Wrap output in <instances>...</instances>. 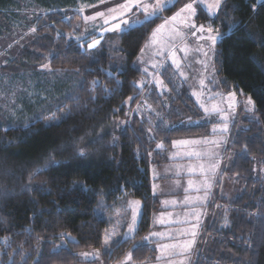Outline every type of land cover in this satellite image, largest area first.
Instances as JSON below:
<instances>
[{
  "label": "trees",
  "instance_id": "trees-1",
  "mask_svg": "<svg viewBox=\"0 0 264 264\" xmlns=\"http://www.w3.org/2000/svg\"><path fill=\"white\" fill-rule=\"evenodd\" d=\"M189 1L175 0V6L153 23L119 36L123 58L113 61L106 42L94 48L99 57H91L86 43L93 37L75 39L76 27L64 18L65 13L54 12L72 7L75 0H0V39H9L21 26L26 28L19 11L35 5L51 10L35 19L31 38L25 35L20 41L9 39L10 43L3 44L17 48L19 55L0 70L9 73L5 78L0 73L4 87L0 103L4 89L17 94L16 83L24 94L16 103L8 93L4 100L5 108L21 106L22 117L10 115L0 120V264H81L79 252L99 247L107 229L106 218L95 210L99 199L109 207L126 195L142 201L139 226L131 240L111 246L105 260L118 261L128 250L134 263L155 256V248L144 241L157 207L150 165L161 161L175 139L208 135L210 124L148 125L146 117L136 111L145 92L138 86L144 73L134 62L154 29ZM220 3L219 18L198 4L197 21L209 22L223 34L214 60L223 92L251 96L258 118L246 121L249 128L235 135L234 160L228 173L239 191L230 199L219 197L210 202L206 238L196 245L191 264H264V176L253 169L256 164L264 167V3ZM230 25L237 27L230 29ZM119 66H123V74L117 71ZM30 73L36 74V81L30 80ZM167 75V79L166 72L162 76L172 92L174 116L169 113V121L200 118L189 88L185 84L176 88L170 67ZM93 80L99 81L94 90ZM117 80L122 83L118 85ZM52 85L53 94L49 91ZM151 86L152 94L162 99L164 95ZM30 96L46 102L33 105ZM70 96L79 100L66 99ZM129 97L133 99L128 103ZM69 108L71 114L64 116ZM158 144L163 146L158 148ZM245 145L247 151L243 152ZM45 166L46 171L34 175L37 168ZM67 234L76 243L68 240ZM6 242L10 246H5ZM62 244L66 249L55 251Z\"/></svg>",
  "mask_w": 264,
  "mask_h": 264
},
{
  "label": "rangeland",
  "instance_id": "rangeland-1",
  "mask_svg": "<svg viewBox=\"0 0 264 264\" xmlns=\"http://www.w3.org/2000/svg\"><path fill=\"white\" fill-rule=\"evenodd\" d=\"M174 1L175 0H173V3ZM117 2L118 0H105L104 3H101L100 0H96L94 2L75 0L74 5L70 8H56L53 10H55L54 12L59 11L63 14L65 13L64 18L67 19L68 22H71L78 30L75 33V36L85 37L91 35L90 37L99 39L100 44L106 42V46H109L107 52H109V55L112 56V60L116 61L123 58L121 52H119V35L116 33L105 32L103 30V27H101L103 24L102 19L97 18L96 21L85 22L83 17L94 15L96 11H105L109 7H114ZM120 2H122V0H120ZM210 2H212V0H205L204 5H201L199 3L198 4L208 12L206 4ZM198 4H196L195 6L197 7ZM84 5H95V7H84V11L79 12L78 9H80ZM180 9H178L176 12H178ZM19 12L21 17H24V22H27L26 28L24 26H21V29L17 30L14 35L13 33L10 34L9 39H18L20 41L26 36L28 39L31 38L33 32H31L30 30L31 28L35 27V24L37 23L35 19H37L39 15L41 16L42 14L51 12V10H47L46 8L38 7L37 5H35L32 8H28L24 11ZM66 13H69V15L67 14L66 16ZM167 18H165V20ZM186 18L187 14L185 13L178 17L176 21L169 20V22L165 24L159 32H157L154 38L151 35L149 40L146 42V45L148 46L145 47L144 45L143 47L145 48V51L143 53H141L140 51L139 55L137 56L134 64L140 67L142 71L144 68H148V73L145 74L143 71L144 77L142 80H140L138 85L142 92H145V94L144 97H141L139 104L136 105V111L144 119L146 117L147 120H145L147 121L148 125L152 126L157 125L158 122H160V124L164 126L166 124L193 125L197 123H209V134L203 136L184 137L175 139L173 141V148L170 149L168 157L177 160L175 161V164H177L176 166L179 167L178 171L182 172L183 176L181 178L173 179L171 181V184H178V186L181 187L182 192L180 194V197L179 193L170 196V200H172L171 203H173V201H175L176 203H173V207L166 209V226H161L162 223L160 221L163 214H158L157 212H154L152 215V228L151 232H149L148 234L149 236L147 237H150V234L153 232L164 234L161 237H150V239L152 240H147L151 242L153 247L156 249L155 256L142 263H134L133 261H131L129 262V264H167L168 253H162L159 250L158 245L165 243L171 244L184 242L193 239L190 234L180 235V233L184 230H188V232L190 233V231L192 230L191 226L193 224H197V220L193 216V212L195 211L201 214L199 218V227L196 229L197 236L195 237V244L192 247L190 254L186 258H175L177 260L184 259V264H191L193 256L192 254L196 249L197 242H199L200 240L202 241L204 238H206L205 229L203 226L205 225L206 216H208V207L210 205L209 200L215 202L216 199L219 197H230L231 195L239 191V187L236 180L228 179L227 181L226 178V171L234 160L233 156L235 151L233 150L232 143L234 138H236L235 135L239 131L249 128L248 123L246 121H256L258 118L256 114V107L253 111L247 110L246 100L249 95H243L240 97L238 96V94H236L234 99H230L228 95L229 93L225 94L222 90V86L219 85V77L217 75V69L214 64L217 52L216 48L219 39L215 46L212 45L210 40L206 41L198 39L200 33L197 32L196 35H192V33L186 27ZM194 19L195 23L199 25L200 23H198L197 21V16ZM164 21L160 25L164 24ZM207 24L210 23L208 22L205 25ZM157 27L154 30H156ZM215 34L216 33H213V35ZM9 39H0V70H2L4 65L6 66L12 63V59H16V56L19 55L17 48L12 47V45H9V47H5L3 45L8 44ZM99 46L100 45H98L97 47ZM94 50L95 49L90 50L89 55L96 59L99 57L98 54L100 52H93ZM157 52L161 54L156 55ZM204 52H207L208 55L205 56ZM173 53H175V59L180 65L179 68H177L176 65L172 63ZM153 64H156L157 67L153 68ZM168 67L171 68L172 81L174 82L175 80V84H177L176 88H179L184 84L187 88H189L188 92L191 94L192 98L195 101V104L200 109V118H187V120L181 119V121L179 122H170L171 119L169 118L172 115L171 110L173 109L170 101L172 97V92L169 90V87L164 82L162 76L163 73L166 72V79L168 78ZM152 73H157L158 77H153ZM181 73H183V75H181ZM2 74L5 78V75L7 76L9 73H1V75ZM35 75V73L28 74L31 81L37 80V77ZM8 79L10 81H14V79L11 77H8ZM156 79L163 80V85H158L155 82ZM52 80L55 81L54 78H52ZM141 84L143 85L142 87ZM151 84H154V87L156 88L158 94L164 95L162 99L158 98L159 95L156 96L152 94L153 89ZM1 88L3 89L4 87L0 83V91ZM14 88L15 91H17V94L11 93L10 89H4L2 93L4 95H2V102L0 103L2 107V109H0V120H6L4 119L5 116L9 117L10 115H13L18 119L22 117L23 112L21 111V106L11 107V103H16L17 97L20 95L23 96L24 93L21 89L20 84L18 85V83H16L14 85ZM49 91L52 94L54 93V85H52ZM6 93L10 94L9 99L10 97L12 98V102L10 101L11 105H9L8 108H5L4 106V104H6L4 100L8 96V94ZM146 96L148 98H146ZM32 102V104L34 105V103L42 104L46 101H41L42 103H40L39 99H35L33 97ZM129 102L130 100L128 101V103ZM201 105H204V107H201ZM229 105H232L233 107L230 109ZM205 107L209 110V112L206 113L204 111ZM214 108L221 109L223 111H220L218 113L213 112L212 110ZM181 111L182 110H179L177 108V112L181 113ZM223 116L228 117L227 122L229 125V132H213V126L221 124L223 122L221 119ZM171 118H174V116H172ZM121 120L124 122L123 119ZM221 139L227 140V143L221 144V147L219 148L215 147L211 143H179L180 141H214ZM211 151L218 153L219 159L221 161L220 168L222 171H217L213 184L212 194L208 198L207 202H203V200L197 201V196L203 197V191L198 192L196 190L197 188L201 187L202 181L199 165L201 163H204L205 166H207L208 160L206 156L201 160L197 159L195 156H189V153L201 152L203 154ZM156 157L158 158L159 156L156 155ZM162 158L163 156L160 157V159ZM151 167H153L154 173L155 171H158L155 166ZM190 168L191 171L189 170ZM253 169L255 172H257V174L264 176V167L262 165L256 164L255 168L253 166ZM189 179L193 181L192 186H189L188 184ZM157 187L158 183L154 186L155 193H157ZM185 197L189 198L188 203L184 202ZM134 201H140V204L136 205L132 203ZM95 210L98 215H101L106 218L107 229L105 231L102 243L99 247L79 252V259L82 261L81 264H122V262L125 260L126 254H128L130 250L127 251V253L122 259L115 262H107L105 260V253L111 249V246L108 249L105 248L104 238L105 235L108 234L112 236L114 240L123 239V234L127 232V225L132 222L131 217L134 210L137 213L136 229H138L142 215V201L137 197L126 195L121 197L113 205H109V207H107L103 198H100ZM85 252L92 254L98 253L99 256L98 258H94L92 255H89L87 257L80 255L81 253ZM157 257H160V259H157Z\"/></svg>",
  "mask_w": 264,
  "mask_h": 264
},
{
  "label": "snow or ice",
  "instance_id": "snow-or-ice-1",
  "mask_svg": "<svg viewBox=\"0 0 264 264\" xmlns=\"http://www.w3.org/2000/svg\"><path fill=\"white\" fill-rule=\"evenodd\" d=\"M100 2L104 3L105 0H100ZM198 3L201 5H204L205 0H190V2L186 3L178 12H176L171 17L167 18L164 21V24L159 25L157 27V29L152 32V34H151L152 37L154 38L156 36L157 32H159L160 29L163 28L164 25L169 22V20L176 21L178 17H180L182 14L186 13L187 14L186 27L189 29V31L192 33V35H196V33L199 32L200 35H199L198 39L206 40V41L210 40L212 45L215 46L218 39L222 38L223 34L220 33L219 29L214 28L212 26V24H207V25L199 24V25H197L195 23L194 18L197 16V7L195 5ZM261 3H264V0H261ZM174 6L175 5L173 3V0H122V2H120V0H118V2L115 4L114 7H109L105 11H96L94 15L84 16L83 19L85 22H87V21H96L97 18H100L103 21V24L101 27H103V30L105 32L116 33L121 38H123L124 36L130 35L131 33L136 32V31L144 28L146 25L153 23L155 19L160 18L161 14L164 11H169V10H171V7H174ZM84 7H95V5H84L80 9H78V11L83 12ZM206 7L208 9L210 16L219 18L217 15V12L221 8L220 0H212V2L206 4ZM253 7H255V6L253 5ZM233 27H237V25H230L229 26L230 29ZM30 31L34 33L36 31V28L33 27V28H31ZM213 33H216V34L213 35ZM58 35H59V33H58ZM69 36L71 38V34H69ZM250 38H252L253 40L255 39V37H250ZM75 39L83 40V37L82 36H75ZM99 44H100L99 39L92 38L91 42L86 43V47L88 50H92V49L96 48ZM80 46L84 47V44L82 43ZM147 46L148 45H145V47H147ZM120 51H122V49H120ZM140 51H141V53H143L145 51V48H141ZM160 54L161 53H159V52L156 53V55H160ZM204 55L207 56L208 53L204 52ZM172 63L174 65H176L177 68L180 67L178 61L175 59V53H173ZM43 67L48 68L49 65H44ZM152 67L156 68L157 65L153 64ZM76 71H77V73H79L78 69ZM117 71L120 74H123V71H124L123 66H119L117 68ZM143 71L145 74H147L148 68H144ZM108 75L112 76V72L109 71ZM152 75H153V77H158L157 73H152ZM181 75H183V73H181ZM112 78L115 79L114 76ZM155 82L158 85H163V80L156 79ZM120 83H122V82L117 80V84L119 85ZM98 84H99V81H97V80L92 81L93 90H94L95 86H97ZM142 86L143 85L141 84V87ZM105 91H108V89L105 88ZM241 94H243L242 90H241ZM228 95H229L230 99H234L236 96V93L230 92ZM66 99L78 101L79 97L70 96V97H66ZM93 99H94V97H93ZM128 99L132 100L133 97H129ZM246 106H247L248 111H253L255 109L256 105H255V102L251 96L247 97ZM149 107H151V106H149ZM201 107H204V105H201ZM232 107H233L232 105H229L230 109ZM204 111L206 113L209 112V110L206 107L204 108ZM212 111L218 113V112L223 111V110L214 108ZM70 114H71V108H69L68 111L64 113V116H68ZM221 119L223 122L219 125H214L213 126V132L219 131L221 133H228L229 132V125L227 122L228 117L223 116ZM161 122H163V121H161ZM28 127H29L28 124L24 125L25 129H27ZM149 131H151V129H149ZM179 143H182V144L211 143L215 147L219 148V147H221V144H226L227 140L221 139V140H214V141H180ZM162 146H163L162 144L157 145L158 148H160ZM242 151L243 152L247 151V145L244 146ZM150 154L151 153H149V155ZM80 155H84V152L81 151ZM189 156H195L197 159H201V160L205 156L207 157V160H208L207 166H205L204 163H201L199 165L202 181H201V187L196 189L198 192L203 191V197L197 196L196 200L197 201L203 200V202H207L208 198L212 194L213 184L215 181L217 171L221 170V168H220L221 161L219 159L218 153H216L214 151L206 152L203 154L201 152H194V153H189ZM46 170H47V166H45L44 168H37L34 175L39 174V173L46 171ZM189 170L191 171V168ZM29 179H31V177H29ZM188 184H189V186H192L193 181L191 179H189ZM74 187H76V186L74 185ZM79 187L83 189L84 186L79 185ZM186 191H187V189H186ZM188 200H189V198L185 197L184 202L188 203ZM132 203L139 205L140 201H134ZM165 203H167V201H165ZM173 203H176V202L173 201ZM217 207H219V206L217 205ZM101 211H102V209H101ZM200 215L201 214L199 212L194 211L193 216L196 218L197 224H193L191 226L192 230L190 231V233L188 232V230H184L180 233V235L190 234L193 237V239L187 240L184 242L171 243V244L165 243V244L158 245V248L162 253H164V252L168 253L167 264H184V259L177 260L175 258L176 257L186 258L190 254L192 247L195 244V237L197 236L196 229L199 227ZM136 219H137V213L134 210L132 213V217H131L132 222L127 225V232H125L123 234V240H114L112 238V236L106 234L105 238H104L105 248L108 249V248H110V246H118L122 242H127L128 240H131L133 238V234L137 231ZM160 222L163 223V220H161ZM227 223H228V220H227V218H225V225H227ZM163 235H164L163 233L153 232L150 234V237H161ZM150 237H145L144 240L147 241L150 239ZM67 239L70 240L72 243H76L75 239L73 237H71V234H67ZM5 246H10V245H7V242H6ZM66 247H67L66 244L59 245L56 247L55 251H59L60 249H66ZM135 247H139V245H137ZM80 255L84 256V257L92 255L94 258H98V256H99L98 253L92 254V253H87V252L81 253ZM157 259H160V257H157ZM132 260H133L132 253L129 252L128 254H126L125 260L122 262V264H129V262H131Z\"/></svg>",
  "mask_w": 264,
  "mask_h": 264
},
{
  "label": "crops",
  "instance_id": "crops-1",
  "mask_svg": "<svg viewBox=\"0 0 264 264\" xmlns=\"http://www.w3.org/2000/svg\"><path fill=\"white\" fill-rule=\"evenodd\" d=\"M173 144H174V142H173ZM173 144L167 150V153L166 152L164 153V156L161 159V161H159L158 163H152L150 165V175H151V179H152V184H151L152 195L157 200V207L151 213L150 231L149 232H151V228H152L151 227V219H152V215L154 212H157L158 214H163L161 217V220H163V223L161 224V226H166V209L173 207V203H171L172 200H170L171 199L170 196L176 195V193L177 194L179 193V197H180V194L182 192V189L180 186H178V184H174V185L171 184V181L173 179L181 178L183 176V173L178 171L179 167L176 166L177 164H175V161H177V160H174L173 158L168 157V153H169L170 149L173 148ZM151 166H155L156 169H158V171H155V173H154V169ZM228 170H229V168L226 171L227 181H228V179L233 180L234 178H232L229 175ZM157 183H158L157 193H155L154 192V186ZM175 185H176L177 189H176ZM233 195H231L230 197L222 196L220 198H226V199L229 198L230 199L233 197ZM165 201H167V203H165ZM209 202H211V200H209ZM206 211H207V209H206ZM149 232H148V234H149ZM148 234L145 237L149 236ZM150 240H152V239H150ZM146 242L149 243L150 245H152L151 242H149V241H146ZM197 244H198V242H197Z\"/></svg>",
  "mask_w": 264,
  "mask_h": 264
},
{
  "label": "bare ground",
  "instance_id": "bare-ground-1",
  "mask_svg": "<svg viewBox=\"0 0 264 264\" xmlns=\"http://www.w3.org/2000/svg\"><path fill=\"white\" fill-rule=\"evenodd\" d=\"M138 85H139V83H138ZM205 240V239H204Z\"/></svg>",
  "mask_w": 264,
  "mask_h": 264
}]
</instances>
